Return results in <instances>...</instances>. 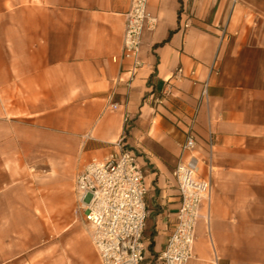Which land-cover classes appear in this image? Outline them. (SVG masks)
I'll return each instance as SVG.
<instances>
[{"label":"crops","instance_id":"crops-1","mask_svg":"<svg viewBox=\"0 0 264 264\" xmlns=\"http://www.w3.org/2000/svg\"><path fill=\"white\" fill-rule=\"evenodd\" d=\"M130 5L0 0V151L81 152L83 168L122 141L144 173L150 262L176 221L171 173L191 128L212 173L187 264H264V0H149L156 26L134 73L121 52ZM62 243L44 240L42 264H99L88 229L66 259Z\"/></svg>","mask_w":264,"mask_h":264},{"label":"built area","instance_id":"built-area-1","mask_svg":"<svg viewBox=\"0 0 264 264\" xmlns=\"http://www.w3.org/2000/svg\"><path fill=\"white\" fill-rule=\"evenodd\" d=\"M148 1L130 0L126 14L121 52L125 60L131 61L132 73L141 66L138 54L143 30L156 26V19L147 12ZM182 27H189L187 18ZM182 77V70L177 69L173 79ZM207 89L208 83L204 82L200 101L207 99ZM111 108L116 105L111 104ZM196 144L190 128L171 173L180 198L176 221L163 250L150 262H146L144 245L147 188L137 154L119 141L116 152L101 159L92 158L75 175L74 212L88 229L99 264H187L192 259L199 211L210 198L212 173V167L206 164L204 175L200 174ZM209 144L211 148L212 136Z\"/></svg>","mask_w":264,"mask_h":264},{"label":"rangeland","instance_id":"rangeland-1","mask_svg":"<svg viewBox=\"0 0 264 264\" xmlns=\"http://www.w3.org/2000/svg\"><path fill=\"white\" fill-rule=\"evenodd\" d=\"M85 159L81 152L0 151L2 264H27L29 257L42 264L45 239L57 247L63 241L66 259L76 234L87 230L73 191Z\"/></svg>","mask_w":264,"mask_h":264}]
</instances>
